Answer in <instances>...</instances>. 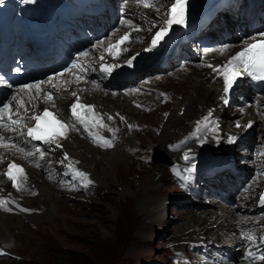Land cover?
I'll return each mask as SVG.
<instances>
[{
	"label": "bare ground",
	"instance_id": "6f19581e",
	"mask_svg": "<svg viewBox=\"0 0 264 264\" xmlns=\"http://www.w3.org/2000/svg\"><path fill=\"white\" fill-rule=\"evenodd\" d=\"M115 1L120 2L125 7H129L131 11L138 12L140 23L150 19L159 22V25L156 27H147V29L151 30V34H148V36L146 33L147 30L144 32L133 30L135 39L125 44L126 54L124 53L117 58H113L116 61L124 56L135 54L136 51L160 49L165 42H172L173 38L181 30L191 28L204 12V3H199L193 9L189 5L187 9L186 2L188 1L190 4V1H193L184 0L183 21L181 23H173L164 38L159 41L157 46L153 47L151 43L152 38L155 37L160 27L164 26V22L173 17V14L170 13L164 17L161 13L146 9L144 6L138 5L132 0ZM213 1L216 0H209V2ZM176 18H180L179 6H177ZM116 26L122 30L125 29V31L130 29V27H125L121 24H116ZM231 28L234 31V37L223 36L222 33L218 32L221 44L213 49L214 51L209 52V55L205 59H200L194 52H190L189 60H186L187 62L181 65L179 69L171 71L170 68L179 59V54H177L165 66L160 65L156 67L157 69L155 70L161 72L162 77H148L144 73L136 78L135 81L121 83L120 90L113 91L110 90L111 88L108 85L109 81L107 79H105V83L97 79L80 80L73 74L65 73L53 77L50 83L48 81L43 83L41 85L42 91L39 95H37L35 88L25 89L19 92L16 96L17 104H20L26 109H35L37 111L45 106H51L62 116L65 114L64 117H66L73 100L77 97V94H80L81 99L92 106L84 110L88 115L82 119L83 123L78 124L77 127H73L72 129L68 127L66 129L67 136L66 138H61V144L59 146L50 147L46 151L51 150L52 154H57L55 158L66 168H72V173H77L76 169L81 170V174H86L85 171L87 173L90 172L89 176L98 179L101 184L106 183L107 180L115 179L114 168L117 166H114V157L116 155L131 158L125 144L131 142L133 139L139 140L141 137L140 134L135 132L134 127L136 125H146L147 122H151V116L147 117V119H150L148 121L144 117L145 113L140 110L142 106H156L157 113H161L160 120H162L161 127L163 129H161L163 133L161 131L160 140L162 141L167 140V132L165 130L179 120L180 117H186L190 113L194 115L195 120H192L189 125H181L179 129L184 130V133L187 134L194 126H197V135L189 136V141L195 143L194 149L189 156V167L191 172H193L194 164L192 162L199 158L198 154L202 147L208 145L210 147L209 149H212L213 146L219 147L223 145L214 144L215 141L213 139H210L213 141L212 144H209L211 141H206L203 133L205 126H211L212 130L217 133L221 132L220 136H216V141H220L227 139L228 132L230 134L240 135L246 129L249 121H260L264 118V93L253 96L252 89L243 77L240 86L236 87V91L240 89L238 96H233L236 91L226 94L223 78L219 76V72L213 70V67H209V65H212L219 68L223 61L235 50L248 43L249 39L245 31H239V26L236 25L231 26ZM116 38V36L110 37L111 40H116ZM100 43L101 41H97L98 45ZM96 48L98 49V47ZM53 91H57L58 96L52 97L50 101L47 100V94ZM73 92L76 93V96L72 95ZM248 96H253V105H250L246 99ZM165 98H168V106L166 107L161 103ZM230 104L234 105L237 109L235 112L234 109L232 110L231 107H228ZM228 109L231 111L230 113ZM108 117H112V119H108ZM121 117L124 119L122 120ZM199 118L200 121L198 120ZM97 119H101L102 121L97 123ZM223 121L227 123L225 126L228 132L226 133L221 130L224 127L222 125ZM237 122L240 123V127L236 126ZM261 127L260 124L256 127L258 140L255 147L257 150H263L264 148V132ZM93 130L100 133L103 141L107 139L114 141L113 149L103 148L99 144L90 142L87 135L93 137ZM0 135L3 136V140L0 141V164L5 163L12 157L22 162V168L24 169L23 173H19V188L0 178V199L4 200V196H8L5 205L0 206V238L13 242L15 241V235L8 229L9 219L7 216H9V212L4 209L5 206L22 204L30 210L32 208L39 209V214H45L48 212L51 213L60 206L62 199L60 196H57L59 192L55 185L49 180H46L38 172L36 169L37 165L34 164L33 159L26 157L24 152L18 151L20 148L7 139L4 134L0 133ZM220 137L223 139H220ZM140 140L143 139L140 138ZM5 144L8 147L2 146ZM190 146L192 144H187L186 147L178 152H171L172 159L178 160L181 151ZM253 148L254 143L250 148L244 150V157L252 160L248 163L252 166L250 174L243 169L242 162H238L244 172L240 173V175L243 174L241 179L239 175L237 176L236 179L238 181L234 183L235 187L231 185L232 188L227 185L231 180L225 182L216 179V177L211 179L212 183L214 181L218 188L228 186V189L232 191L235 197L238 196V201H235V203L231 202L228 196L223 195V192L213 188V193L216 198L207 200L206 209L197 214L198 218L196 219V216L194 222L195 229H192L196 241L204 242V238H208L206 241L207 245H210L212 250L216 249L220 251L223 249V252L225 251L224 254L229 257L231 264H249L238 258V250L245 244V241L241 237L242 233H244V228L242 229V227L252 226L257 229L264 225V213H258L251 208L255 200V193L258 191L259 186L264 184V173L259 172L258 174L256 172L257 169H262L261 166L264 165V156L261 157L256 151L250 152ZM217 150L219 148H216L214 151ZM101 151H105L106 154L101 153ZM44 160H48L46 154L43 156ZM252 169L254 172H252ZM247 174L248 178L246 177ZM102 175H105L104 179L101 177ZM130 189L132 190L128 185L124 187L123 191L128 192ZM142 190L150 191L146 187H143ZM218 198L223 199L225 202ZM245 208L251 209L248 212V209L246 210ZM35 214L37 213L32 212L28 215ZM15 223L18 224L17 221Z\"/></svg>",
	"mask_w": 264,
	"mask_h": 264
},
{
	"label": "rangeland",
	"instance_id": "374dc122",
	"mask_svg": "<svg viewBox=\"0 0 264 264\" xmlns=\"http://www.w3.org/2000/svg\"><path fill=\"white\" fill-rule=\"evenodd\" d=\"M186 5L188 9V1ZM146 33L147 36L150 35L151 30L147 29ZM203 47L189 51L187 57L184 51V55H179V59L170 70L179 69L185 64L186 60H189L190 52H194L200 59H205L209 52L214 51L209 47ZM124 60L125 56L119 61ZM155 69L157 68L150 70L146 75L162 77V73ZM110 88L113 91L120 90V87ZM239 92L240 89L233 96L237 97ZM167 99L161 101L165 107L168 106ZM228 107L234 109V112L237 110L234 105L230 104ZM140 110L145 113L146 119L151 116V122L134 127L135 132L140 134L143 140L137 135L139 140L133 139L125 144L131 158L118 155L114 157L113 164L117 166L114 168V180H107L101 184L98 179L89 176L90 172L86 171L84 176L70 173L65 175L60 167L56 178L60 179L63 185L69 186L64 189L62 184L52 180L48 175L50 172L44 166H37L38 172L57 188L59 192L57 196L61 197L62 204L51 213L45 214H39L40 210L37 208H32V211L27 209L23 212L21 210L16 213L9 212L8 229L14 233L15 241L9 242L0 238V264H176V258L183 264H231L223 249L212 250L211 246L207 245V237L204 238V242H198L206 244L209 258L191 244L196 241L192 229H195L197 214L206 209L207 200L216 198L214 190L194 198L179 186L167 164L152 163L148 158L152 146L156 143L166 150V143L186 135L184 130L179 128L195 120L194 115L189 113L186 117H180L165 130L167 140L162 141L161 113H157L156 106H142ZM228 112L231 111L228 109ZM251 122V125H258L260 121ZM226 124V121L222 122L224 127L221 130L224 132H228ZM257 140L258 133L255 128L253 135L235 145L234 150L237 156H240L238 162H242L245 171L247 168L251 170L252 166L248 163L252 160L244 157V150L250 148L253 143L255 147ZM209 141L211 144L212 140ZM226 142L227 139L216 141V144L223 145L213 146L212 150L224 148ZM209 148L208 145L202 147L198 155ZM101 153L106 154L105 151ZM53 172L55 173L54 168ZM101 177L104 179L105 175ZM88 180L92 183L88 184ZM236 181L238 179L231 180L227 185L235 187ZM128 185L132 188L129 193L123 191ZM141 187H146L150 191H144ZM207 189H209L207 184H201V190ZM220 200L225 202L223 199ZM32 212L37 214L28 215ZM23 226L25 227L22 228ZM65 251L72 257V261L60 257ZM185 256L188 260L184 259Z\"/></svg>",
	"mask_w": 264,
	"mask_h": 264
},
{
	"label": "snow or ice",
	"instance_id": "6c2138e0",
	"mask_svg": "<svg viewBox=\"0 0 264 264\" xmlns=\"http://www.w3.org/2000/svg\"><path fill=\"white\" fill-rule=\"evenodd\" d=\"M0 3H3V0H0ZM183 4L184 0H176V4L172 6V14L173 17L171 19H168L164 22V26L160 27V30L156 32L155 37L152 38V46H157L159 41L164 38V36L167 34L169 27L173 23H181L183 21ZM177 6L180 8V18H176V13H177ZM128 38L127 34L125 36L121 37L120 43H123L124 40ZM151 50V49H148ZM83 55L87 56L88 53L85 52ZM238 61V64H235L234 62ZM131 60L128 61L129 64H131ZM209 67H213L214 71L220 72L223 74L224 78V91L227 93L232 87L233 84L237 81V78L241 75H250L256 80H264V33L259 34V38L254 41L250 42L242 51H238L233 55L223 66L220 68H216L212 65H209ZM19 71V69H17ZM101 71L109 72L111 71V67L105 68L104 65H101ZM61 75V74H57ZM53 77L48 78V82L50 83L52 81ZM45 83L44 81H38L35 82L34 84H25L18 89V91H23L25 89H33L35 88L37 95L40 94L42 91L41 85ZM55 87V85H53ZM73 96H76V93H72ZM47 100H52V94L48 93L47 94ZM13 101H15L16 97L13 96ZM227 103V101H225ZM11 102L3 104L2 107H0V129H11L12 131H16L15 127H12L13 125H18L20 123V120H13L11 116L8 117V122L5 123L4 120V113L6 110L10 109ZM19 108L20 106L17 105ZM78 107H87L91 108V105H79L78 103H73L71 105L72 113L73 116L79 118V113L76 111ZM27 111V110H25ZM51 117L56 124V128L54 130H45L42 128V122L46 120V118ZM20 119H34L35 120V126L33 127H28L27 128V136L31 137L33 140L37 141H44L45 143H53L57 142L58 143V138H66L67 133L65 131V125L63 122L60 120H57L53 114L48 110V108H45L42 113L35 114L33 116H24L21 117ZM108 119H112V117H108ZM123 120L124 118L121 117ZM251 121L248 122L246 126H251ZM237 127H240V123L237 122ZM131 127V126H129ZM23 134V133H21ZM231 141H234L236 137H231ZM3 140V136L0 135V141ZM4 147H8V145H2ZM103 147H112L111 141L105 140L104 143L102 144ZM20 152H24V149H18ZM39 151V149H37ZM35 153L32 151H28L25 153L26 157H31ZM44 153L41 151L40 156L42 157ZM188 157L185 156V159ZM39 166V164H37ZM13 170H16L18 173H23L24 169L19 165L16 164L15 162L9 163L8 164V171H7V176L9 179H11L14 182V186L18 185L15 184L17 181V175L14 173ZM83 175V174H81ZM88 184L92 183L91 180L87 181ZM260 202L262 205H264V196L260 197ZM5 201L0 199V206L5 205ZM6 210L11 211V209L6 208ZM25 210L26 209H22ZM246 239L251 240L252 237L248 236L245 237ZM261 260H264V256L260 257Z\"/></svg>",
	"mask_w": 264,
	"mask_h": 264
},
{
	"label": "trees",
	"instance_id": "16d2710c",
	"mask_svg": "<svg viewBox=\"0 0 264 264\" xmlns=\"http://www.w3.org/2000/svg\"><path fill=\"white\" fill-rule=\"evenodd\" d=\"M60 257H63V258H65L66 260H69V261H72V260H73L72 257L68 254L67 251L62 252V255H61Z\"/></svg>",
	"mask_w": 264,
	"mask_h": 264
},
{
	"label": "water",
	"instance_id": "95a60500",
	"mask_svg": "<svg viewBox=\"0 0 264 264\" xmlns=\"http://www.w3.org/2000/svg\"><path fill=\"white\" fill-rule=\"evenodd\" d=\"M156 158H159L160 159V157L158 155H156Z\"/></svg>",
	"mask_w": 264,
	"mask_h": 264
}]
</instances>
